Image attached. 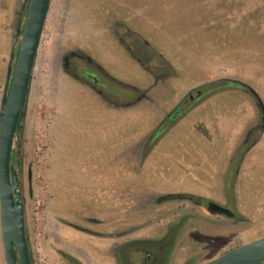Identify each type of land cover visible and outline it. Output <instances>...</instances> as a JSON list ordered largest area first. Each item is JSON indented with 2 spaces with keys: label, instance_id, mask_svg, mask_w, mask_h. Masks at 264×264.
<instances>
[{
  "label": "rangeland",
  "instance_id": "obj_1",
  "mask_svg": "<svg viewBox=\"0 0 264 264\" xmlns=\"http://www.w3.org/2000/svg\"><path fill=\"white\" fill-rule=\"evenodd\" d=\"M27 4L0 3V98L18 14L24 6L23 24ZM108 29L128 46L133 41L145 44L147 67L155 76L160 65L170 63L176 70L172 84L178 99L203 85L234 80L246 88L215 96L228 106L224 119L238 121L240 114H255L250 92L264 107V0H51L16 144L31 264H124L116 261L118 249L136 240L158 239L167 230L177 235L165 264H206L264 236V201L245 199L238 181L229 191L221 186L213 192L217 202L241 212L244 216L238 219L243 222L210 216L201 196L193 193L205 190L202 177L216 173L219 156L231 147L230 126L225 133L209 131L194 140L189 131L178 134L177 142L156 150V164L144 166L139 149L149 123L152 128L156 121L144 115L143 107L135 109L132 121L127 120L129 113L119 116L120 132L110 134L112 129L104 126L97 135L84 137L90 124L86 118H95L100 110H95L93 96L64 73L63 57L71 50L94 51L97 36L110 35ZM96 54L101 60L118 58L114 68L124 81L109 88L119 104H127L133 95L126 90L127 81L141 88L147 84L143 71L122 53ZM210 110L209 119L215 120L216 112ZM102 112V123L112 125L111 111ZM113 126L115 131L116 123ZM126 130H133L135 139L132 185L126 170H111L105 163L116 146L127 141L122 134ZM175 149L181 155L176 153L171 162L162 157V152L172 155ZM256 173L255 189L264 197V164ZM226 192L234 193L231 201ZM130 260L139 264L142 255L130 253Z\"/></svg>",
  "mask_w": 264,
  "mask_h": 264
},
{
  "label": "flooded vegetation",
  "instance_id": "obj_2",
  "mask_svg": "<svg viewBox=\"0 0 264 264\" xmlns=\"http://www.w3.org/2000/svg\"><path fill=\"white\" fill-rule=\"evenodd\" d=\"M23 8L24 6H21L22 12L18 14L17 27L19 26L20 30L23 29L24 25V23L22 24ZM109 34L111 36V39L113 41H116L118 46L121 47L122 53L124 54L122 58H125L127 62L134 64L138 70H142L143 73L148 74L149 77H151L152 79V84L140 88L137 85H134V82L127 81L126 90H130L133 95H131V98L128 99L127 104H119L118 101H116L117 99H113L114 93L109 88V85L115 83L120 85L119 82L122 81L116 79V77H113L101 65V59H98V56L96 54L99 53V51L95 52L89 48L85 49L84 51L71 50L66 52V55L63 57V71L70 79L74 81L77 87L89 91L91 93L94 98V101L97 103L98 111L100 110V108L102 110L105 108L107 110L118 113L120 112V110L124 109L143 107L142 109L147 111L150 118H153L154 121H156L155 125L147 133L140 146L139 154L144 152L143 160L146 156H148L149 152L154 149L155 145L160 141V139L170 133L174 128H176L177 125L189 113L198 110L200 107L203 106L206 101L211 98H214L216 95L231 90L230 88H226L218 92L211 93L213 87L217 84L209 83L207 85H203L200 88L188 92L184 97H180L178 99L180 93L178 92L177 88L172 84V82L177 79V75L176 70L172 66L166 64L160 65V75L159 77L155 76V73L147 67L149 65L148 61L150 58L148 56V53L146 52L147 47L145 44L143 46H140L137 42L133 41L131 45L128 46L127 44H125V42H123V39L120 38L117 34L112 33L110 30ZM19 41L20 36L17 40V43L13 46L12 49L14 53V60L12 66L14 65V61L16 58ZM96 46H99V43L96 44ZM91 53H93L94 55L92 56ZM230 81L240 85L242 88L241 90H244V88H246L243 84L234 80H226L225 82L228 83ZM205 88L206 91L204 92L203 90H205ZM134 91H137L135 95ZM250 93L252 97H254L256 100V112L252 115L254 119L251 124L248 125L246 123L244 125L243 131L239 139L238 149L231 157H228L227 159L228 166L226 173H224V178H222V181L224 183L227 182V184L225 185L227 187L226 189H228L229 191V187L231 185H234L236 181V176L240 172L238 183L240 185V190L242 189L244 191V194L246 196L245 199L250 201H264L262 193H260L258 188L255 189L259 182V177L257 176L256 171L261 165L264 164V107L262 106L261 102L257 101V96L252 92ZM184 110L188 111L184 116L180 115V113H182ZM96 116L100 118L103 117L99 113ZM115 116L116 115L112 114L110 120H112L113 122L117 120L115 119ZM23 118L20 124L21 133L14 137L12 148L13 146H15L16 148V144L18 143L17 140L21 139V134L23 131ZM134 147V138L132 133H130V137L127 139V141L124 142V144L120 148L117 145L116 150H114L112 153L113 155L111 154L112 161L107 162L106 165V167L109 169H114L118 171L119 169L126 170L127 175L130 178V181L128 183L129 185H132L134 179ZM13 153H16V150L12 149L11 155ZM99 159L100 157L97 158V164L99 163ZM67 164L71 165L73 164V162H69ZM236 164L239 166L237 169L235 168ZM100 165L101 164L98 165L99 168ZM17 166L18 165H16L15 169L13 168V166L12 168L16 172L19 182L20 174L19 170L17 169ZM29 180L30 175L28 174V181ZM229 194L226 192L227 198L230 197L231 194ZM180 198L192 201V198L189 197ZM201 200L202 202L206 203V205H208L210 202L215 203L218 206L229 210L233 214L232 218H227L221 215L209 214L210 216L215 218L227 219L233 221L234 223L243 222L242 220L238 219L240 218L239 213H234L231 209V206L225 205L224 203L212 201L211 199L207 198H202ZM176 233L177 232L172 233L170 230H167V232L164 233V235L158 239L136 240L131 243H128L117 250L116 261L121 259V262H123L124 264H134L130 260V253H138L139 255H142V260L139 264H165L169 257L173 240L177 235ZM131 246H133V248H130Z\"/></svg>",
  "mask_w": 264,
  "mask_h": 264
},
{
  "label": "water",
  "instance_id": "obj_3",
  "mask_svg": "<svg viewBox=\"0 0 264 264\" xmlns=\"http://www.w3.org/2000/svg\"><path fill=\"white\" fill-rule=\"evenodd\" d=\"M51 0H28L23 29L13 37L0 98V237L5 264H31L20 203L19 182L10 165L14 137L21 133V121L29 95L35 58ZM20 36L14 65L13 46ZM256 97V96H255ZM257 101L260 102L259 98ZM210 215L232 218L233 214L215 203L206 208ZM206 264H264V238L235 249Z\"/></svg>",
  "mask_w": 264,
  "mask_h": 264
},
{
  "label": "crops",
  "instance_id": "obj_4",
  "mask_svg": "<svg viewBox=\"0 0 264 264\" xmlns=\"http://www.w3.org/2000/svg\"><path fill=\"white\" fill-rule=\"evenodd\" d=\"M0 3H1V0H0ZM104 37H105L106 40H108V42L104 39ZM96 41L99 43V46H96V48L94 50L95 52L99 51V53H117V55H118V53H122L121 47H119L118 44H116V41H113L111 39V36L108 35V34H104L103 35V33H100V35L97 36ZM104 43L106 44V46L104 45ZM10 49H11V46H10ZM9 53H10V51H9ZM121 55L123 56L124 54L122 53ZM116 60H118V58H115V57L112 58V59L105 58V59L101 60L100 63L107 70V72H109L113 77H116V79H118L120 81H124V79H122V78H124V76L121 75L120 73H118V71L114 68L115 65H116V63H115ZM132 65L135 67L134 64H132ZM169 65L172 66L170 63H169ZM144 74L146 76L145 81L147 82V84L145 86L152 84L151 77H149V75L146 74V73H144ZM87 92H89V91H87ZM91 98H92V95H91ZM225 105H227V104H225L223 102L221 103L219 98H215L214 97V98H211L208 101H206L203 104V106L200 107L198 110L189 113L177 125L176 128H174L170 133H168L166 136H164V137H162L160 139V141L155 145L154 149H152L149 152L148 156H146L144 158V160L142 162V166H144L146 163H151V162L156 164V161H155V159H157V157H155V154L157 153L156 150L160 149L161 147L167 146V144H172L173 141H174V143L177 142L178 141V139H177L178 138L177 137L178 134L184 135L187 131H189L192 139L194 140L196 138V135L197 136L201 135V134L206 135L209 131L211 132V131L220 129L221 131H224V133H225L228 130V127L230 126L231 127L230 128L231 132H229L228 135H229V137H231V140H232L231 147L229 148V150H226L225 153H221V155L219 156L220 158H219L218 169H217L216 173L212 177H210V176H207L205 178L202 177V181H204V185L206 187L205 190L202 191V192L193 191V193L195 195L201 196L202 198L211 199L212 201H216L214 199V194H215L213 192L214 188L217 189L218 187L226 186L225 184H227V182L224 183L222 181V178H224V173H226L227 166H228L227 165V159H228V157H231L232 153L238 148L239 139H240L241 133L243 131L244 125L246 123L248 125L251 124L253 119H254V117L252 115H251L252 117L251 116L249 117L246 114L245 115L244 114L243 115L240 114L239 118H238V121L224 119V117H222V114H223V111H224L223 109L224 108H228V106H225ZM135 109H137V108L124 109V110H120V112H118V113L111 111L110 113L111 114H115L116 115L115 119H117V120H115L114 122L112 120H109V124L113 123L112 125L109 126V125H105L104 123H102L103 117L100 118V117L96 116L98 113L100 115H103L102 114L103 113L102 109L100 108V112H97L95 114V118L92 117V116H89V117L86 118V121L90 122V124H86L85 125V128L88 127L89 129L86 130L87 134L84 135V137H87L90 134L97 135V132H99V131L102 132L104 130V128H103L104 126H105V128L109 127V128L112 129V130H108V132L110 134L113 133V132H116V133L120 132L119 131V129H120L119 125L122 122L119 121V119H118L119 116H121V114H123V113H127V114L129 113V115H127V120L132 121L129 117L133 116V112L136 111ZM95 110L98 111L97 103H96V106H95ZM209 110H210V112L212 114L214 112H216V114L214 115L215 120H210L209 119L210 118ZM225 112L229 113V110L227 109V110H225ZM144 115L150 118V116L148 115L147 112H144ZM216 118H217V120H216ZM115 123H116V129L114 131V126L113 125ZM194 125H197V126L195 127ZM185 126H187V127H185ZM150 127H151V124L149 123V128H148L147 133L150 131V129H151ZM182 128H184L183 131H181ZM91 129H93V130H91ZM179 130H180V132H178ZM130 133H132L133 138H134L133 130H131V131L130 130H126V134L124 132H122V134L127 136L128 138L130 137ZM147 133L143 136L144 138L147 135ZM84 137L82 136V138H84ZM95 141H96V139H95ZM134 143H135V139H134ZM115 150H116V148H115ZM174 151L175 152L172 155H171L170 152L169 153L168 152H164V153L162 152V154H163L162 157L165 160L167 159L169 162H171V157H176V153L181 155L179 152H177V149H175ZM112 153H113V151L110 153L109 157L105 161L106 165H107V162L112 161L111 160L112 159V155H113ZM151 159H152V161H151ZM158 167L160 169V167H162V166L159 165ZM238 167L239 166L236 164L235 168L237 169ZM111 170H114V169H111ZM167 170H170V167ZM116 176H117V172H116ZM239 176H240V172L236 176V181L234 183V186H235L236 182L239 181ZM233 194L230 195V197L227 198V201H229V200L231 201V199L233 198ZM235 201H236V198H235ZM237 201H238V203H236V207L238 209H240L242 207L241 206V201L238 200V199H237ZM238 213H239L240 217L244 216L241 212H238ZM261 238H264V236L252 239V240L242 244V246L245 245V244L257 241V240H259Z\"/></svg>",
  "mask_w": 264,
  "mask_h": 264
},
{
  "label": "trees",
  "instance_id": "obj_5",
  "mask_svg": "<svg viewBox=\"0 0 264 264\" xmlns=\"http://www.w3.org/2000/svg\"><path fill=\"white\" fill-rule=\"evenodd\" d=\"M217 85L216 86H214L213 87V89H212V91H211V93H215V92H218V91H220V90H222V89H226V88H230V89H239V90H241L242 88H241V86L240 85H238L237 83H235V82H228V83H226V82H224V83H222V84H218V83H216ZM188 110H184L182 113H180V115H185L186 114V112H187ZM13 150H16V148H15V146H13V148H12ZM17 159H16V153H13L12 155H11V160H10V164L13 166V168L15 169V167H16V165H17Z\"/></svg>",
  "mask_w": 264,
  "mask_h": 264
}]
</instances>
